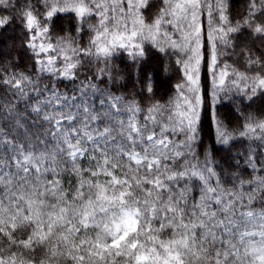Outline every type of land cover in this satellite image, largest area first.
Instances as JSON below:
<instances>
[{"label": "snow or ice", "instance_id": "obj_1", "mask_svg": "<svg viewBox=\"0 0 264 264\" xmlns=\"http://www.w3.org/2000/svg\"><path fill=\"white\" fill-rule=\"evenodd\" d=\"M253 105L264 0H0V264H264Z\"/></svg>", "mask_w": 264, "mask_h": 264}, {"label": "trees", "instance_id": "obj_2", "mask_svg": "<svg viewBox=\"0 0 264 264\" xmlns=\"http://www.w3.org/2000/svg\"><path fill=\"white\" fill-rule=\"evenodd\" d=\"M65 25L68 23L67 21H63ZM9 36L13 35H19V33H12L11 31L8 33ZM8 46H11V40L8 42ZM155 66V62L153 63V67ZM163 91V89H162ZM240 108H243V105H240ZM238 111H231L227 107H222L221 110V116L225 117L227 120L230 121V126L237 127L240 123V116L238 115ZM246 112H257V111H264V105H260L259 107L257 105H253L252 108L246 109ZM206 143H210L211 141L206 137L205 138Z\"/></svg>", "mask_w": 264, "mask_h": 264}]
</instances>
